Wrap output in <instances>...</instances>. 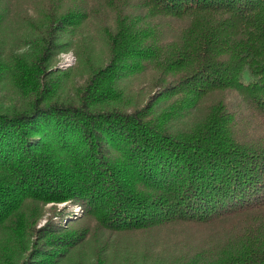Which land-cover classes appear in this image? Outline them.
<instances>
[{
	"label": "trees",
	"instance_id": "1",
	"mask_svg": "<svg viewBox=\"0 0 264 264\" xmlns=\"http://www.w3.org/2000/svg\"><path fill=\"white\" fill-rule=\"evenodd\" d=\"M44 2L31 49L0 50V239L15 250L0 264H61L92 231L84 219L210 228L148 241L130 264H264V0ZM10 11L0 2V26ZM86 19L107 58L82 61L69 85L51 65ZM147 69L139 98L130 86ZM63 201L84 224L49 220L28 248L42 206Z\"/></svg>",
	"mask_w": 264,
	"mask_h": 264
},
{
	"label": "rangeland",
	"instance_id": "2",
	"mask_svg": "<svg viewBox=\"0 0 264 264\" xmlns=\"http://www.w3.org/2000/svg\"><path fill=\"white\" fill-rule=\"evenodd\" d=\"M6 0H0L5 2ZM11 3V11L6 16L3 25L0 26V50L12 51L13 53H24L31 49L30 42V24L41 20L45 10L44 0H9ZM91 19H86L84 24L72 33H62L61 36L71 41L73 45L67 46L59 51L54 57L52 68L59 71L70 73L68 84L80 83L87 74L85 64L81 62L88 59V62L100 63L107 58L105 47L101 41L96 28L91 23ZM95 23V22H94ZM93 24V23H92ZM63 53H68L63 55ZM69 57L68 59H66ZM67 63V64H65ZM152 70H145L138 75L131 83V90L139 94V98H143L149 94L150 77ZM10 92L0 87V102L8 104L10 101ZM232 100V96L227 97ZM68 212V217L64 216V212ZM61 213V216L58 215ZM82 210L79 206L71 205L66 201L63 202H47L42 206L41 214L36 220L32 221L29 230L28 248H32L34 241L38 240V232L45 227L49 220L61 221L63 226L73 221L69 225H83L89 223L92 231L83 241L81 246L73 248L68 256L61 264H130L133 260L142 259L145 246L148 241L154 242L153 249L162 248L163 240H172L170 235L179 234L183 237L194 236L201 238L210 231V228L199 225L183 224L172 228V230H162L157 235L153 230L145 231H127V232H108L97 230L95 222L92 219H84L81 216ZM61 217V218H59ZM82 221V222H80ZM27 230V233H28ZM38 230V231H37ZM168 234V236H167ZM181 236V237H182ZM168 237V238H166ZM178 237H180L178 235ZM8 242L4 237L0 239V254L6 253L11 256L15 250L9 249Z\"/></svg>",
	"mask_w": 264,
	"mask_h": 264
},
{
	"label": "built area",
	"instance_id": "3",
	"mask_svg": "<svg viewBox=\"0 0 264 264\" xmlns=\"http://www.w3.org/2000/svg\"><path fill=\"white\" fill-rule=\"evenodd\" d=\"M68 53H63V55L65 56V55H67ZM69 57H67L66 59H68ZM65 64H67V63H65Z\"/></svg>",
	"mask_w": 264,
	"mask_h": 264
}]
</instances>
